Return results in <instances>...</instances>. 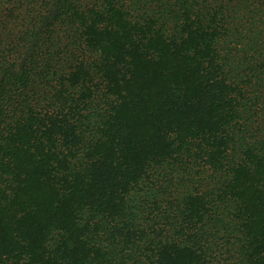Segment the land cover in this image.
Instances as JSON below:
<instances>
[{
    "label": "trees",
    "instance_id": "16d2710c",
    "mask_svg": "<svg viewBox=\"0 0 264 264\" xmlns=\"http://www.w3.org/2000/svg\"><path fill=\"white\" fill-rule=\"evenodd\" d=\"M0 264H264V0H0Z\"/></svg>",
    "mask_w": 264,
    "mask_h": 264
}]
</instances>
